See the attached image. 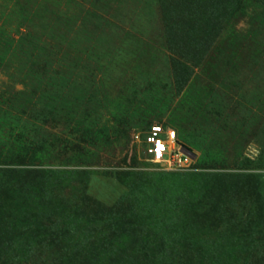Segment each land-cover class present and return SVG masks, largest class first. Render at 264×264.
<instances>
[{"label":"rangeland","instance_id":"rangeland-1","mask_svg":"<svg viewBox=\"0 0 264 264\" xmlns=\"http://www.w3.org/2000/svg\"><path fill=\"white\" fill-rule=\"evenodd\" d=\"M0 264H264V0H0Z\"/></svg>","mask_w":264,"mask_h":264},{"label":"built area","instance_id":"built-area-1","mask_svg":"<svg viewBox=\"0 0 264 264\" xmlns=\"http://www.w3.org/2000/svg\"><path fill=\"white\" fill-rule=\"evenodd\" d=\"M140 139L146 154L155 162L181 164L192 157L183 144H178L177 131L163 124H152Z\"/></svg>","mask_w":264,"mask_h":264},{"label":"trees","instance_id":"trees-1","mask_svg":"<svg viewBox=\"0 0 264 264\" xmlns=\"http://www.w3.org/2000/svg\"><path fill=\"white\" fill-rule=\"evenodd\" d=\"M185 146V145H184ZM190 152H192V150L190 148H188L187 146H185Z\"/></svg>","mask_w":264,"mask_h":264}]
</instances>
